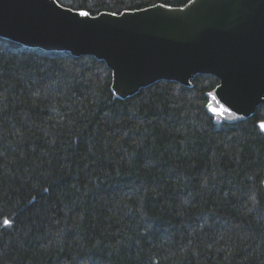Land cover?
<instances>
[{
    "label": "trees",
    "instance_id": "16d2710c",
    "mask_svg": "<svg viewBox=\"0 0 264 264\" xmlns=\"http://www.w3.org/2000/svg\"><path fill=\"white\" fill-rule=\"evenodd\" d=\"M56 1L95 16L190 0ZM111 84L91 56L0 39V264H264V106L215 124L214 76L125 100Z\"/></svg>",
    "mask_w": 264,
    "mask_h": 264
},
{
    "label": "water",
    "instance_id": "95a60500",
    "mask_svg": "<svg viewBox=\"0 0 264 264\" xmlns=\"http://www.w3.org/2000/svg\"><path fill=\"white\" fill-rule=\"evenodd\" d=\"M160 5L82 17L56 0H0V39L103 62L121 100L160 81L190 88L195 76H214L206 109L215 124L264 106V0Z\"/></svg>",
    "mask_w": 264,
    "mask_h": 264
},
{
    "label": "snow or ice",
    "instance_id": "6c2138e0",
    "mask_svg": "<svg viewBox=\"0 0 264 264\" xmlns=\"http://www.w3.org/2000/svg\"><path fill=\"white\" fill-rule=\"evenodd\" d=\"M61 7L63 6V5H60ZM156 5H153V7H155ZM161 7H164L165 5H160ZM137 10H139V9H137ZM127 11V10H126ZM118 13H116V12H113V13H110V15H113V16H115V15H117ZM78 15H80V16H82V17H88L89 15H90V12L89 11H87V10H84V9H80V10H78ZM223 111L224 112H228V109H226V108H224L223 109ZM260 129L261 130H264V121H261L260 122ZM10 221L9 220H7V219H4L3 220V224L5 225V226H8V225H10Z\"/></svg>",
    "mask_w": 264,
    "mask_h": 264
}]
</instances>
